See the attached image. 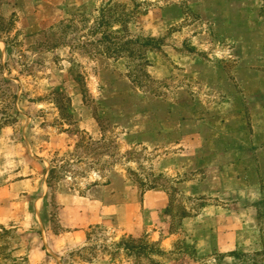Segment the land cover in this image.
<instances>
[{
    "label": "rangeland",
    "instance_id": "rangeland-1",
    "mask_svg": "<svg viewBox=\"0 0 264 264\" xmlns=\"http://www.w3.org/2000/svg\"><path fill=\"white\" fill-rule=\"evenodd\" d=\"M57 13L0 0V264H28L63 230L59 195L123 185L163 194L133 229L90 228L62 264H264L240 215L264 208L251 168L264 146L244 155L236 141L264 130V0H70ZM104 15L141 41L97 43Z\"/></svg>",
    "mask_w": 264,
    "mask_h": 264
},
{
    "label": "crops",
    "instance_id": "crops-1",
    "mask_svg": "<svg viewBox=\"0 0 264 264\" xmlns=\"http://www.w3.org/2000/svg\"><path fill=\"white\" fill-rule=\"evenodd\" d=\"M47 6L51 9L58 11L59 16L62 6L70 0H43ZM76 0H72L75 2ZM44 4V3H42ZM17 9H15L16 11ZM33 12V11H32ZM44 21L38 20L37 23H53L57 18L44 19ZM24 23H29L28 20ZM30 24V23H29ZM255 127V126H254ZM253 131L250 137L241 139L236 137V141L239 143V151L243 150L248 155L254 152L256 156L257 148L264 146V130ZM238 138V139H237ZM230 152V150H229ZM259 156V155H258ZM259 158V157H258ZM246 159H239L233 162H244ZM247 161V160H246ZM245 161V162H246ZM247 166V165H246ZM251 168H254L256 175L261 173V183L264 182V160L262 158L256 159L253 162ZM258 177V176H257ZM259 178V177H258ZM96 188V189H95ZM98 190V194L94 196L91 191ZM91 191H87L85 194H62L57 197V203L59 206V221L63 228L58 233H53L42 243L41 246L36 247L31 252L25 253V257L28 259V264H62V257L68 256L84 246L88 245V234L90 228L96 226H102L106 221L112 218L116 222V226L120 229H133L135 225L132 218L137 215L141 208H148L146 200H150L154 196L158 195L162 197V192H152L144 195L143 198L138 200L135 197L133 189H129L125 185L119 189L114 187H94ZM151 201V200H150ZM240 215L244 216L248 227L242 229L254 232V234H261L264 238V208L260 206L249 207L244 211H240ZM261 217V218H260ZM4 224V223H0ZM257 236V235H256ZM261 246L264 248V239ZM51 255V256H50ZM81 264H86L80 262ZM88 264H114L108 261H100ZM128 264V263H123Z\"/></svg>",
    "mask_w": 264,
    "mask_h": 264
},
{
    "label": "trees",
    "instance_id": "trees-1",
    "mask_svg": "<svg viewBox=\"0 0 264 264\" xmlns=\"http://www.w3.org/2000/svg\"><path fill=\"white\" fill-rule=\"evenodd\" d=\"M104 20H106L105 15H104V18L101 21V23L98 25L99 29H97V32L94 33L95 36L98 35L95 39V41L97 43H102L103 41H108L109 39H111L112 44L119 46L117 49L125 50V48L129 47L131 44L141 41L139 39L134 40V39H130V38L125 39L124 37L123 38L118 37L117 32L111 31L110 25H112V23H110V21H104ZM123 26H124V24H123ZM123 29H125V27ZM146 42L147 43L156 42V40L155 39H148V40H146ZM54 171H55V169H52L51 173L52 174L55 173ZM48 186L50 188H52L51 182H49ZM1 229L6 232V230L4 228H1ZM92 232H94V231H92ZM88 241L89 242L92 241V235L90 233L88 234ZM137 242H138L137 240H135L134 238L131 237L128 241H125V243H124L125 248L127 250L131 249L132 251L138 250L137 254L142 255L144 253L145 247L143 245L137 246L136 245ZM14 262H17V261L14 260ZM134 264H141V262L136 261V262H134Z\"/></svg>",
    "mask_w": 264,
    "mask_h": 264
}]
</instances>
